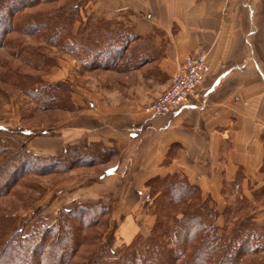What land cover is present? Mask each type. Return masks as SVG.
Segmentation results:
<instances>
[{"label":"crops","instance_id":"1","mask_svg":"<svg viewBox=\"0 0 264 264\" xmlns=\"http://www.w3.org/2000/svg\"><path fill=\"white\" fill-rule=\"evenodd\" d=\"M83 6L88 14L105 10L97 17L103 22L130 28L115 34L122 43H116L115 54L123 50L115 69L125 67L120 72L131 77L113 86L121 104L137 106L162 92L184 59L198 50L207 54L208 71L180 109L153 115L145 127L135 118L119 137L112 130L85 131L78 136H72L71 129L60 130L52 148L99 140L120 150L117 159H123L124 166V159L135 155L133 145L145 129L150 137L142 153L146 161L133 169V157L125 165L133 173L138 170L133 178H142L147 171L149 176L163 177L178 173L202 185L208 178H231V184L240 178V192L250 200L253 187L264 184V0H83ZM123 11L129 12L125 21ZM158 28L164 30L166 40L160 46L157 40L163 36L157 34ZM74 60H60L52 68L53 81L65 78ZM108 63H102L100 71H108ZM83 90H77L73 100L88 105L84 111L97 109L92 105V91ZM99 101L114 100L100 93ZM39 148L45 150V146ZM118 164L103 168L102 178H122ZM259 211L256 219L264 223V209ZM137 227L129 240L123 239L125 243L140 230Z\"/></svg>","mask_w":264,"mask_h":264},{"label":"rangeland","instance_id":"2","mask_svg":"<svg viewBox=\"0 0 264 264\" xmlns=\"http://www.w3.org/2000/svg\"><path fill=\"white\" fill-rule=\"evenodd\" d=\"M62 2L63 0H56L53 3L44 1L27 9L26 12L35 14L39 10L51 12L52 8L58 7ZM88 12L89 9L86 11L82 3L81 7L78 8V14L76 13L70 20L72 22L71 35L64 33L65 40L73 35L82 40L84 36L90 40L94 37L102 36L105 38L107 36L106 45L108 47L114 46L111 53L115 52L117 42L122 46L121 39L115 37L116 32L119 33L120 29H127L128 31L130 28H127V24L124 26V23H107L99 20L97 17L105 13V10L100 8L90 14ZM126 12H120L123 14V18L129 14L128 11ZM85 13L90 18L87 29L85 27L87 24L83 21ZM125 19L126 17L124 21ZM156 31L158 35L163 36L164 30L162 28H158ZM163 41H166L164 36L161 40H157V45H162ZM100 46H102L101 42L96 43L91 47V51L97 50L95 53L98 52ZM75 52L59 49L48 44L45 38L31 35L19 28L7 33L4 43L0 45V136L17 141L38 157L52 155L65 157L67 156L65 149L68 146L82 145L90 148L92 154L90 161L75 162L65 171L49 172L53 168L52 166L49 167L45 164V167H41L44 163L43 160H33L31 166L21 171L23 175L20 176L15 185L0 196V211L2 214L9 213L12 216H17L18 222L27 219L23 229L24 234L30 220L34 221L40 218L44 224L51 225L61 209H69L78 204V206L83 205V203L102 204L108 209V212L99 224L87 231V234L93 235V239L82 244L74 258L75 261L81 263L91 249V244L95 243L96 245L99 240H104L108 234L115 237L114 247L112 246L115 248L122 243L128 244L123 239L129 240L134 230H137L138 224L140 230L133 238L147 233L154 221L151 209L148 208L145 201L149 193L147 183L154 178L166 177L149 176L150 172L147 171L142 178H133L136 177L138 170L133 173V170L128 171L126 169L125 165L131 164L133 157L135 158L133 169L142 165L147 159L142 157L144 149L150 144V137L145 129L141 131L140 140L133 145L135 155L131 157L129 154L124 159V166L123 159H117L120 150L116 146H107L99 140L90 141V143H85V141L72 144L66 142L59 149L52 148V141L55 140L53 137L58 136L60 130L71 129L73 131L71 132L72 136H78L85 131L106 132L112 130L116 132L113 136L119 137L123 134L126 126L135 118L139 119L141 127H145L147 119L153 115L145 110L144 105L158 96L157 94L150 99H144L146 101L137 106L135 104L134 106L121 104L120 101L116 100L117 89L113 86L116 81L122 83L131 79L129 75L120 72L125 67L120 71L115 69L117 60L123 57V50L120 54L122 57L115 54L114 57L111 55L112 58L107 60L109 62L107 67L111 68H107L108 71H100V67L86 64L85 54H82L81 50L78 52L77 49ZM93 57L98 60L99 56L94 55ZM71 58L78 60V62L74 60L75 65L71 72L67 71V76L62 80L53 81L52 68L58 66L60 60ZM83 62H85L84 66L81 64ZM85 69L89 70L85 71ZM101 82L105 88L109 86V90H104L103 85L100 89ZM40 84L60 85L56 88L59 91V94L57 93L60 99L59 105L49 104L36 107V103L27 96V93L31 85ZM84 88L92 91L91 100L94 103L92 105H97V109L92 108L91 112H88L89 109L84 111L88 105L84 106L83 103L79 104L73 100V94L77 90L84 91ZM100 93L107 94L114 101H99ZM102 114L104 118L101 119ZM39 146H45V150ZM80 152L78 151L77 154ZM117 162H119L117 166L119 176L122 178H102L103 168ZM140 168L145 169L144 166ZM172 175H175V178H182L178 173ZM170 176L169 174L167 177ZM185 179L196 185L201 191V196L218 211L217 223L220 226L226 225L228 227L239 216L248 212L257 218L259 210L264 209V195L259 191L264 188V184L259 188L253 187L252 197L249 200L242 196L240 192L241 183L238 182V178L232 184L231 178H208L203 183L204 186L199 182L200 180L193 182L189 181L188 178ZM211 185H213L212 190L207 192L206 189ZM218 185L219 190L217 191ZM87 208H89L88 211H92L90 206ZM87 208L85 207V209ZM257 223H260L258 219Z\"/></svg>","mask_w":264,"mask_h":264},{"label":"trees","instance_id":"3","mask_svg":"<svg viewBox=\"0 0 264 264\" xmlns=\"http://www.w3.org/2000/svg\"><path fill=\"white\" fill-rule=\"evenodd\" d=\"M44 1L56 2L0 0V45L7 33L19 28L45 38L48 44L59 49L74 53L76 49L78 52L81 50L87 58L86 64L92 66L101 67L102 63H108L107 60L115 56V52L111 53L114 46L106 45L107 36L92 40L84 36V41L75 35L67 37V40L63 37L64 33L70 34V20L78 14L83 0H63L51 12H26ZM83 21L87 29L90 18L86 13ZM98 42L102 46L95 53L97 50L91 51V47ZM94 55L99 56L98 60ZM85 62L81 64L84 66ZM59 86L31 85L27 96L36 103V107L59 105V91L56 90ZM90 150L85 145L68 146L65 157H38L17 141L0 136V196L15 185L23 175L21 171L31 166L33 160H43L41 167L45 164L52 166L49 172L65 171L75 162L90 161ZM78 151L81 152L77 154ZM171 176L154 178L147 183L149 193L145 201L154 221L146 234L115 248H112L115 237L108 234L96 245L91 244L81 263L74 258L82 244L93 239L87 231L99 224L108 212L102 204L83 203L61 209L51 225L44 224L40 218L30 220L24 234L27 219L18 222L17 216L0 211V264H264V223H257V219L248 212L228 227L220 226L217 223L218 211L201 196L199 188L185 178ZM259 191L264 195V188ZM89 206L92 211H88Z\"/></svg>","mask_w":264,"mask_h":264},{"label":"built area","instance_id":"4","mask_svg":"<svg viewBox=\"0 0 264 264\" xmlns=\"http://www.w3.org/2000/svg\"><path fill=\"white\" fill-rule=\"evenodd\" d=\"M208 71L207 54L198 50L188 55L174 73L170 85L144 105L152 115L172 113L193 96Z\"/></svg>","mask_w":264,"mask_h":264}]
</instances>
